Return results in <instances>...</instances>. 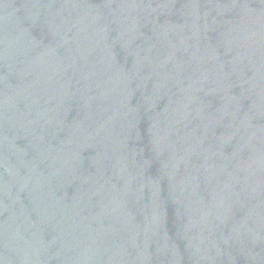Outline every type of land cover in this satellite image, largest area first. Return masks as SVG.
<instances>
[{
    "label": "water",
    "instance_id": "water-1",
    "mask_svg": "<svg viewBox=\"0 0 264 264\" xmlns=\"http://www.w3.org/2000/svg\"><path fill=\"white\" fill-rule=\"evenodd\" d=\"M0 264H264V0H0Z\"/></svg>",
    "mask_w": 264,
    "mask_h": 264
}]
</instances>
